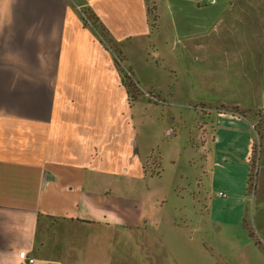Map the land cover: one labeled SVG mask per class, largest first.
<instances>
[{"label": "crops", "instance_id": "obj_1", "mask_svg": "<svg viewBox=\"0 0 264 264\" xmlns=\"http://www.w3.org/2000/svg\"><path fill=\"white\" fill-rule=\"evenodd\" d=\"M79 1L160 99L76 0H0V264H264V0Z\"/></svg>", "mask_w": 264, "mask_h": 264}, {"label": "trees", "instance_id": "obj_2", "mask_svg": "<svg viewBox=\"0 0 264 264\" xmlns=\"http://www.w3.org/2000/svg\"><path fill=\"white\" fill-rule=\"evenodd\" d=\"M76 1L79 2L80 3L79 5L82 7L81 13H82L83 24L85 26L91 27L94 30L95 34L98 36L99 40L103 43V45L113 53L115 59V65L121 77V83L127 90L130 102L134 103L136 99L142 95V93L134 78V74L131 67L127 65V58L123 53L122 46L111 38L108 30L105 28L103 23L100 21L98 16L93 12V10L90 7L82 5V3L79 0ZM147 1H148V12L149 15L152 17V28L153 31H156L158 29V24H157L158 16L156 13L155 3H152V1L154 2V0H147ZM223 109H225V111L228 112L240 113L237 108L226 107ZM241 114L244 115V112H242ZM257 148L259 147L257 146ZM257 148L255 149L257 150ZM256 153L258 154V151H256ZM152 165L153 164H148L147 162L145 164V168L149 169L151 168Z\"/></svg>", "mask_w": 264, "mask_h": 264}, {"label": "rangeland", "instance_id": "obj_3", "mask_svg": "<svg viewBox=\"0 0 264 264\" xmlns=\"http://www.w3.org/2000/svg\"><path fill=\"white\" fill-rule=\"evenodd\" d=\"M140 88V91L142 93V95L144 97H148V96H152L153 98L156 97V99L159 101V97L158 96H155L156 94L154 92H143L141 87ZM167 105V107H166ZM163 107H166V108H170V104H166L165 102H163V105H161ZM162 107V108H163ZM200 114V112H199ZM201 116V115H200ZM161 121L163 122H168L166 119H164V117H161ZM195 127V128H194ZM194 127H190L191 130H197L198 127L196 126V123L194 125ZM194 128V129H193ZM256 143L254 146V149L257 148V146L259 148H257V150L255 149V152L253 151V161L252 163L249 165V171H248V175H247V196H248V216H247V227L251 228L253 231H256V225H257V216H254L253 214H255L253 212V204H255L254 202L257 200V198L260 197V194L262 193L263 191V187H264V155L262 156L261 158V142H260V139H259V134H260V129L257 128V132H256ZM258 144V145H257ZM256 151H258V154L256 153ZM257 156V158H256ZM201 159V157H199ZM203 163V162H201ZM157 171H159V167L156 169ZM201 172H203L202 170H200ZM205 177V176H204ZM225 189V188H224ZM264 192V191H263ZM219 193H222L224 194V198H227L228 196H230V193L227 191V190H221V191H218L217 192V197L219 198H223L219 196ZM257 202V201H256Z\"/></svg>", "mask_w": 264, "mask_h": 264}, {"label": "built area", "instance_id": "obj_4", "mask_svg": "<svg viewBox=\"0 0 264 264\" xmlns=\"http://www.w3.org/2000/svg\"><path fill=\"white\" fill-rule=\"evenodd\" d=\"M220 195L223 196L224 194L221 193ZM19 258L22 261V264H34L35 263V259L30 258L25 251H22L19 253ZM50 264H54V263H50Z\"/></svg>", "mask_w": 264, "mask_h": 264}, {"label": "water", "instance_id": "obj_5", "mask_svg": "<svg viewBox=\"0 0 264 264\" xmlns=\"http://www.w3.org/2000/svg\"><path fill=\"white\" fill-rule=\"evenodd\" d=\"M218 258L221 260V258L218 256Z\"/></svg>", "mask_w": 264, "mask_h": 264}]
</instances>
